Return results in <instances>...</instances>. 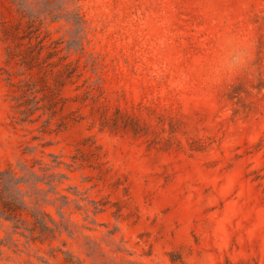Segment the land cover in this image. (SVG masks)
Wrapping results in <instances>:
<instances>
[{"label": "rangeland", "instance_id": "374dc122", "mask_svg": "<svg viewBox=\"0 0 264 264\" xmlns=\"http://www.w3.org/2000/svg\"><path fill=\"white\" fill-rule=\"evenodd\" d=\"M75 8L81 47L63 20L41 58L9 61L19 18L0 0V170L42 160L57 186L40 196L53 232L0 219V264H264V0Z\"/></svg>", "mask_w": 264, "mask_h": 264}, {"label": "trees", "instance_id": "16d2710c", "mask_svg": "<svg viewBox=\"0 0 264 264\" xmlns=\"http://www.w3.org/2000/svg\"><path fill=\"white\" fill-rule=\"evenodd\" d=\"M6 1L19 18L13 24L2 22V39L9 45V61H13L16 57L13 48H19L24 45H31L25 51V56L33 60L37 59V57L41 58L48 40L57 45L59 44V39L53 40L52 38L51 27L63 20L73 28L70 31L72 41L69 44V48L77 45L81 47V43L86 35V22L79 10L75 8L77 0ZM44 28L46 30L42 36V29ZM34 39L39 40L35 49L32 46ZM57 52L56 50L53 53L57 54ZM53 53H49L48 56H52ZM66 74L68 78H71L74 73L71 68H68ZM26 88L21 90L22 96L16 98V108L24 116L22 119L23 123L26 121L32 123V115L42 110L43 107L40 106V101H37L35 88L32 86H26ZM29 93L31 96L27 98ZM37 167L42 172V175L38 173ZM47 167L48 164L44 161L35 160L33 165L26 164L24 166V175L22 176L12 168L0 170V219L14 221L22 217V212L27 211L34 221L28 222L24 220L19 224L21 220H18L14 228L16 231L25 229L32 239L36 238V234L40 233V235H44L45 232H53L45 223V218L48 215L40 208L42 202L40 196L45 193L41 185L46 184L49 186V192L57 189L55 185L56 175H49ZM23 187L26 188L25 192ZM26 196L30 198V204L25 200ZM22 235L25 236L24 233Z\"/></svg>", "mask_w": 264, "mask_h": 264}]
</instances>
